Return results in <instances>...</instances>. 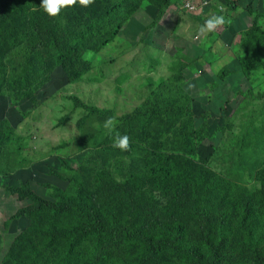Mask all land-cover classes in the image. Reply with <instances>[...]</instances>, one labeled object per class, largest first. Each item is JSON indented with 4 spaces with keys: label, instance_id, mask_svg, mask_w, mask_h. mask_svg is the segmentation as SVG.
Listing matches in <instances>:
<instances>
[{
    "label": "rangeland",
    "instance_id": "rangeland-1",
    "mask_svg": "<svg viewBox=\"0 0 264 264\" xmlns=\"http://www.w3.org/2000/svg\"><path fill=\"white\" fill-rule=\"evenodd\" d=\"M120 1L78 5L77 18L88 11L105 16L81 44L72 47L71 33H59L53 50L82 73L71 78L62 66L47 67L48 77L27 87L38 63L0 0V70L8 72L0 120L15 129L13 140L0 143V264H122L130 257V264H264V67L247 72L241 64H264V0ZM212 14L230 23L201 31ZM21 49L28 63L16 71ZM189 59L193 66L174 69ZM183 91L192 115L165 136L160 123L148 129L139 156L109 149L104 155L107 142L113 147L100 127L107 118L115 117V131L125 134V114L177 102ZM77 100L101 116L89 118ZM181 156L226 183L222 195L204 199L210 217L195 215L190 189L178 184ZM28 190L56 205L82 190L107 226L145 233L151 244H130L118 234L102 239L93 257L97 238L90 232L66 259L79 221L32 213L36 201L23 197ZM234 193L239 203L225 204Z\"/></svg>",
    "mask_w": 264,
    "mask_h": 264
},
{
    "label": "trees",
    "instance_id": "trees-1",
    "mask_svg": "<svg viewBox=\"0 0 264 264\" xmlns=\"http://www.w3.org/2000/svg\"><path fill=\"white\" fill-rule=\"evenodd\" d=\"M40 0H37V2ZM125 0L120 1V5L123 4ZM79 4L72 5L63 9L57 16L49 17L44 11L40 8L39 4L34 3V0H13L9 4L8 0H5L2 9L6 11V17L9 22L11 21L12 26H19L20 29H16V37L20 36L25 42V50L30 55L31 60H36L37 65L33 66L32 77L26 84L27 87H30L31 83H40L48 77L47 67L56 68L62 66L69 73L70 77L73 78L75 72H81L79 63L73 64L72 67L66 65L64 62H61L60 55H63L61 52H57V48H54L56 45L55 42L58 39V35L61 32L71 33L70 43L72 47L81 44L87 37L92 35L93 31L100 29L104 23L105 16L100 14V12L91 13V11L81 14L78 18L76 17L77 8ZM10 7L13 11H7V8ZM164 10V11H163ZM165 15V6L160 7L159 13L156 18V24L160 23ZM98 23V25H96ZM80 53V50H78ZM21 54V55H20ZM20 55V56H19ZM18 59L16 60V71L21 70V62L28 63V57L21 49L18 51ZM64 56V55H63ZM195 64L194 59L187 60L186 63L180 64L174 67L178 68L181 72L188 69L190 66ZM243 68L249 72L255 69L264 67L262 63L254 62H244L241 61ZM47 65V66H45ZM228 72V71H227ZM79 73V75L81 74ZM226 73V71L224 72ZM8 72L6 69L0 70V84H7ZM22 78L21 73L17 74L16 79ZM42 81V82H43ZM4 88L0 87V95L3 93ZM191 98L184 91L181 93L180 100L174 103H165L163 101H157L154 104L148 105L144 108H140L137 111L131 114H125L121 121L123 124H126L129 127L127 134L130 138L128 154H137L139 156L141 150V145L143 144V138L145 132L148 129H151L153 126H157L160 123L159 127L161 128V135H164L171 129L170 127L177 125L183 118H188L192 115V111L189 108V102ZM82 106V108L89 111V118L94 119V116H101V113L96 111V108L87 106L81 100H77L76 105ZM157 120V121H156ZM164 123V124H163ZM15 136V129L10 124L9 120L2 119L0 120V143H8L13 140ZM113 141V137L111 140ZM105 150L103 151L104 155L109 150H119L110 146V143L107 142L105 145ZM143 147V146H142ZM109 149V150H108ZM119 154H125L126 152L118 151ZM124 165L132 169V166L124 162ZM164 168V164H160ZM179 178L178 184L185 189H190L189 195L194 198L191 204H197L198 209L195 211V215L201 214L199 217L204 218L205 216L210 217L211 211L209 208L204 206L205 198L214 199L216 194L222 195L226 191V183L219 179L217 176L211 177V172L204 168L198 167L193 161L189 160L185 156L180 157L179 161ZM233 184H230V187ZM22 192H20L21 194ZM23 197L30 198L36 201L34 207L30 209L32 213H41L45 212L48 217L57 219L61 215H71L79 221L78 227L81 229L79 234L75 237L74 242H72L71 248L68 252V255L71 257H66L71 259L74 258V250L76 246H79L81 243H87L92 235L90 232H93L97 238L96 245L91 249V255L95 257V254L98 253L101 249L102 239H114L116 235L121 234L123 239L130 241V244L137 243L143 244L149 242V238L145 233L141 232H130L124 226L119 227V225L113 222L110 226H107L103 220L97 215L99 210L95 206H88L87 201L84 199V194L82 190L77 192V199L73 200L71 197L63 198V202L59 205L48 202L40 197H37L30 190L27 193L23 194ZM233 200L225 204H238L239 200L232 197ZM194 202V203H193ZM29 212V209L27 210ZM52 213L53 216L48 214ZM224 219V212L221 214L220 219V228H222ZM208 224V223H207ZM211 229H207L206 238L210 239ZM137 238L139 241H137ZM151 244V242H149ZM72 258V259H73ZM132 257L127 259V263L122 261V264H130L135 261H130Z\"/></svg>",
    "mask_w": 264,
    "mask_h": 264
},
{
    "label": "clouds",
    "instance_id": "clouds-1",
    "mask_svg": "<svg viewBox=\"0 0 264 264\" xmlns=\"http://www.w3.org/2000/svg\"><path fill=\"white\" fill-rule=\"evenodd\" d=\"M91 3L92 0H41L39 6L49 17H55L63 9L72 5L79 4L80 6L87 7ZM226 23H230V21L226 20L224 15L212 14L205 19L200 30L212 32ZM117 123L115 117H109L100 127L103 129L105 135L113 137L114 148L119 149L121 152H127L129 150L130 138L127 134H120L115 131Z\"/></svg>",
    "mask_w": 264,
    "mask_h": 264
}]
</instances>
